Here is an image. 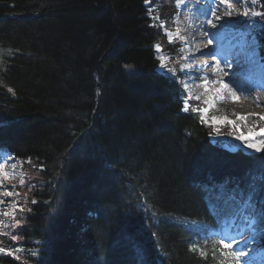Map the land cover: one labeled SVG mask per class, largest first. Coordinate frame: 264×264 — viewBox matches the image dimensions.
I'll return each mask as SVG.
<instances>
[{
    "label": "trees",
    "instance_id": "trees-1",
    "mask_svg": "<svg viewBox=\"0 0 264 264\" xmlns=\"http://www.w3.org/2000/svg\"><path fill=\"white\" fill-rule=\"evenodd\" d=\"M155 1L173 15L172 0ZM146 3L0 0V153L26 175L0 231V248L24 252L0 264H213L190 251L219 253L197 178L242 189L264 175V155L212 145L194 109L181 114V85L154 71L152 43L166 37ZM254 36L264 55V30ZM246 193L218 195L213 217L235 214ZM254 202L264 209V190ZM256 236L264 246L258 222Z\"/></svg>",
    "mask_w": 264,
    "mask_h": 264
},
{
    "label": "bare ground",
    "instance_id": "bare-ground-1",
    "mask_svg": "<svg viewBox=\"0 0 264 264\" xmlns=\"http://www.w3.org/2000/svg\"><path fill=\"white\" fill-rule=\"evenodd\" d=\"M199 1L200 0H187L185 2L180 3V6L182 7V9L195 10L196 14H190L187 12V14L179 18V21H178L177 20V14L179 12L178 0H172V5L175 6V11L173 10L174 8L170 10V12L173 14L171 16L170 15L164 16L163 14H161L160 16V14L156 11L157 10L156 6H154V3H156V1L147 0V3L145 4V6L148 9V19L152 21L153 25H159L163 29L164 35L166 37V41H165L166 46L159 41L155 43L151 42L153 45L154 56L157 59V63L153 66L155 67L154 71H156L160 75H165V76L170 77L173 81H176L181 85V90L183 91L182 100H181L182 102L181 103V106H182L181 114L188 113V111L191 108L202 109L205 107V104L199 100H196V101L189 100L188 101V96L184 88V76L182 75V70H181L182 64L180 63L184 56V53H182L183 47L180 41H178V39L173 38V40H171L170 42V36H169V34L174 33L176 27L178 26V29L180 30L178 36L181 37L183 43L186 46L188 45V48L190 51V54L188 55V58H187L186 65L188 66L187 72L189 73V76H191L193 83L198 86L207 87V89L209 90V93L211 94L213 100L215 101V108L212 107V109L216 110L217 115L230 118V119H236L240 117L243 113H246L245 107L247 105L249 106L248 99L246 97H243V95L247 93H252L254 88L256 90L260 88L258 86L252 87V85H250L249 83H250V78H252V76H256L257 74L264 72L263 50L260 46V43L258 42L259 50H260V53H259L260 59L263 60V62L260 63V65H259V61H260L259 58H256V63L254 65L245 63L243 58H240V63H236L233 57V53L235 52L234 45L236 44H231V45L229 44L226 47L222 46L221 47L222 49L225 47L223 51H219V50L214 51V49L217 48L219 44H221L222 42H225V39L229 40V38L224 37V36H221L220 38H218L217 34L222 29L221 25L225 26L229 22L238 20L244 16H242L243 13L241 14V12L239 14V10L237 9L235 5L234 0H228L227 2L225 1L222 2V0H220L219 2H217V5L213 4L214 5L213 7H216V9L218 8L217 6L219 5L224 6L225 10L222 9L218 13L212 6L210 7H206V5L201 6L199 4ZM228 4L233 5L232 9L228 8ZM241 4H243V2ZM262 4L263 3L260 2V0H256L255 11L263 13L262 10L264 8L262 7ZM150 9H152L151 12H150ZM213 9L215 10V15L212 14ZM229 11L231 12V15L226 14V12H229ZM197 14L199 15V17H202V18L204 17V19L199 18L200 20H196V17L198 16ZM262 16L263 15L256 17V21H258L256 28H261L262 30H264V27H262V25H264V19L262 18ZM216 17H220L221 19L217 20ZM209 20L212 21L211 24L208 23ZM218 21L221 22L220 26L217 25ZM213 24H215L216 27H213L212 26ZM208 41H211V43H209ZM157 44L160 45L161 52L163 54L164 53L167 54V56L169 57L170 62H171L170 63L171 70H173L176 75H173V72L171 71L169 73H162L159 71L160 61L157 56V53L159 52L156 51V47H155ZM175 46L177 47V52H174V50L176 51V49L174 48ZM172 53L174 54L172 55ZM210 53H215L216 55H211ZM226 56L229 59L230 67L225 68L224 59ZM175 58H177L179 62H176ZM217 61L220 62V67L224 68V71L227 73L226 76L218 77L214 74L215 65ZM208 65H211V67H208ZM235 66H238L239 69L233 70ZM135 69H136L135 67L134 68L124 67L120 63V70L124 72L127 76L134 77ZM137 72H140L143 74V71L141 69L136 70V73ZM205 77H207V80H205ZM215 80H223L225 83H228L229 81H234V83H229V87H231L234 92L238 91V93H236L237 99L235 101L227 100L226 97L225 98L223 97L225 96L224 94H227V93H222V94L217 95L216 89L219 87V85L212 83V81H215ZM185 102H188V111H184ZM197 103H199V106ZM195 113L198 114L199 120L201 121L200 112L195 111ZM202 123L205 124V122H202ZM261 124H263L262 121H261ZM205 125L208 126L207 124ZM208 127H210L212 131L214 132L211 126H208ZM261 140H264V137H261L260 141ZM211 144L215 146L219 145L218 143L214 144L212 142ZM226 149L232 151L231 147H226ZM242 152L248 156L264 155V150H262L261 152L257 154H249V153H245L244 151ZM231 153L235 154L237 152H231ZM6 154L8 155L9 152H2L0 154V157ZM6 170L3 169V171H6ZM248 174H249V171H247L244 176H248ZM2 178L3 176L0 175V181ZM243 181L244 180H240L239 183H243ZM261 182L264 184V181H261ZM220 184L222 186L227 185V187L229 189L231 188L237 195L239 193L247 192V187L240 189V188L235 187L233 184H231V187H229L230 183H229V180L226 178L220 180ZM216 188H217L216 186H213V187L206 186L205 181H203L202 178L200 177L197 178L196 184L193 187V190L197 197L200 198L201 196L203 197L205 196L204 202L206 203V206L211 207L213 204V210L211 213L209 212V216L212 219L209 224V227L214 228V229H211L210 233L207 235V238L211 240H216V239L219 240L221 237L227 238L230 236L237 235L239 231H247L248 225L245 223L244 217L241 216L242 205L238 207V211L235 214H232V213L230 215H227V213L223 214L222 221H218L219 220L218 218L215 219L213 217L212 214H216V212L218 211L220 207L219 205L221 204V202L216 201V197L218 196L217 193L212 192V190ZM224 193L225 192L220 194V197L222 198V200L224 199V195H225ZM246 195L247 193L245 194V198H246ZM212 197H214L215 200L211 202ZM242 203L243 202H241V204ZM262 209H263L262 205L260 203H256V210L259 212ZM224 220H227V221H224ZM257 222L260 224V221H257ZM256 226H257V223H256ZM258 236H262V235L259 234ZM236 243H239V241H237ZM235 246L236 245L234 244V247ZM206 250H207V258H209L210 262L212 261L213 264H219L220 257L218 255L213 257V251L212 250L210 251V247H208ZM246 250L248 252V256L245 257V259H248L250 264H264V246L261 244V241H259V238L257 236H256L255 242H250V245L248 249ZM161 262H163V260L160 259L159 264H163Z\"/></svg>",
    "mask_w": 264,
    "mask_h": 264
},
{
    "label": "rangeland",
    "instance_id": "rangeland-1",
    "mask_svg": "<svg viewBox=\"0 0 264 264\" xmlns=\"http://www.w3.org/2000/svg\"><path fill=\"white\" fill-rule=\"evenodd\" d=\"M187 0H178V8H179V12L177 14V20L179 21V18H181L182 16H184L185 14L190 13V14H196L195 10H189V9H182V7L180 6V3L185 2ZM220 0H200L199 4L201 6L206 5V7H210V6H214L213 4L217 5V2H219ZM225 2H227L228 0H223ZM243 2V4H239L236 5L237 9L239 10V14L241 12V14L243 13V11L245 10V5L246 4H251L252 0H241ZM255 4H256V0H255ZM218 8L216 9V7H213L216 12L218 13L220 10L224 9V6H217ZM152 9H150L151 12ZM248 12H249V16L248 17H241L238 20H234L232 22H229L227 25L224 26V28L222 27V29L220 30V32L217 34L218 38H220L221 36L227 37L229 38V40L225 39V42H222L221 44H219V46L217 48L214 49L215 50H219V51H223L225 49V47L227 45H231V44H237L241 34L244 31L243 28V21L249 19V17H251V13L252 11H255V7L254 8H247ZM151 14V13H150ZM209 14V13H207ZM198 15V14H197ZM202 17H199V15L196 17V20H200ZM204 19V17L202 18ZM252 20H256V17H251ZM221 22H217V25L220 26ZM258 24V23H257ZM257 24L255 25V28L257 27ZM179 32L180 30L178 29V26L176 27L175 31L173 34H169L170 39L173 40L174 39H178V41H180V43L182 44L183 47V52L184 56L181 60V70H182V75L184 76V88L186 90L187 96H188V101H196L199 100L202 103L205 104L204 108H208L209 111L207 112V116H206V122L205 124H207L208 126H211L214 130V132L211 134V136H209V142L211 143H218L219 145H221V147L223 149H225L228 152H239V151H244L245 153H249V154H257L259 152H255L253 149H249L245 146L244 142L241 140H237L236 137L243 134H247L248 131L250 129H256L259 130L260 128H264V120H258L259 117L264 116V72L257 74L256 76H252V78H250V85H252V87H260L258 90H256L255 88L253 89L252 93H247L245 95H243V97H246L248 99L249 102V106L247 105L245 107V112L243 113L241 116H245L248 117V119L246 121H240L238 118L236 119H230L227 118V120H231V121H235L236 122V126L233 127L232 125L229 124H225V123H213V118H216L217 120L223 121L224 118L226 117H222L220 115L216 114V110L212 109L215 108V101L213 100L211 94L209 93V90L206 91V87L205 86H198L195 85L192 81L191 76H189L188 71V66L186 65L187 63V58L188 55L190 54L188 45L186 46L181 37H179ZM254 35V34H253ZM223 37V38H224ZM257 40V39H256ZM222 46H225L223 49L221 48ZM257 56L256 58L260 59V50H259V45H258V41H257ZM174 52H177L174 50ZM174 53H172L173 55ZM171 55V56H172ZM158 59L160 61V72L162 73H169L170 71H168L169 69H171V65H170V59L167 56V54H163L161 51L159 53H157ZM161 57L163 59H161ZM214 59V58H213ZM176 62H179V60H177V58H175ZM263 60L260 59L259 61V65L260 63H262ZM161 65H163V68L161 67ZM239 69L238 66H235L233 70H237ZM232 70V71H233ZM180 74V73H179ZM176 75V74H175ZM236 93H238V91H235ZM225 96H223L224 98L226 97L227 100L229 101H234L232 100L233 98L229 95V94H224ZM239 97V95H238ZM242 98V97H240ZM245 98V99H246ZM237 99V98H236ZM235 99V100H236ZM211 100L212 103L211 105H209L207 103V101ZM188 104V102H187ZM202 108V109H204ZM201 115V112H200ZM261 121L263 122V124H261ZM261 139V137H256L257 142H259ZM226 147H231L232 151L227 150ZM261 152V151H260ZM0 163H4L5 164V170L6 172H9L11 174L14 175V178H8L5 179L4 177L1 179L0 181V201H2V203H0V210L2 205H4V207L6 206L5 210L8 211L9 214L14 215L15 210L18 208V205L16 203L15 197L17 196V190L16 187L20 186L21 183L20 181L23 180L24 184L22 186L25 185L26 183V178H25V172L23 167L21 166L20 163H18L17 160H15L14 158H12L9 155H2L0 157ZM12 163L16 164V168L13 169L11 167ZM6 191H12L13 195L8 196V200H7V196L4 195V193ZM6 203L8 205H6ZM1 220H0V226H1ZM1 228V227H0Z\"/></svg>",
    "mask_w": 264,
    "mask_h": 264
},
{
    "label": "snow or ice",
    "instance_id": "snow-or-ice-1",
    "mask_svg": "<svg viewBox=\"0 0 264 264\" xmlns=\"http://www.w3.org/2000/svg\"><path fill=\"white\" fill-rule=\"evenodd\" d=\"M214 2V0H213ZM223 2V0H222ZM234 3L236 4H240L241 0H234ZM233 5L232 4H228V8L232 9ZM255 7V0H252L251 4H246L245 5V10L243 12V15L245 17L249 16V12L247 10V8H254ZM212 14L215 15V10H212ZM227 15H231V12H226ZM262 13L258 12V11H252L251 13V17H259L261 16ZM251 17H249V19L244 20L243 21V28L244 31L241 34L238 42L236 45H234L235 47V52L233 53V57L236 63H240V58H243L245 63H248L250 65H254L256 63V56H257V40L256 37L253 35L254 31H255V25L258 23V21L256 20H252ZM217 20L221 19L220 17H216ZM209 24L212 23L211 20L208 21ZM228 23V22H226ZM213 27H216L215 24L212 25ZM224 25H221V27H223ZM262 27H264V25H262ZM171 42V39H170ZM209 43H211V41H208ZM156 51L160 52L161 48L160 45H156ZM211 55H216L215 53H210ZM203 55V54H202ZM161 59H163L161 57ZM161 67L163 68V65H161ZM208 67H211V65H208ZM224 67H230L229 64V59L226 56L224 59ZM168 71L173 72V75H175L174 71L169 69ZM214 74L218 77L220 76H226L227 73L224 71V68L220 67V62L217 61L216 65H215V70H214ZM205 80H207V77H205ZM213 84H218L219 87L216 89V94H222V93H227L229 94L233 100L235 101L236 97V92L233 91V89L231 87H229V83H234V81H229L228 83H225L223 80H215L212 81ZM206 91H208L207 87L205 89ZM9 92L12 91L11 88L8 89ZM250 94V93H249ZM207 103L209 105H211L212 101L209 100L207 101ZM184 111H188V104L187 102H185V106H184ZM194 111H198L201 112V122H206V116H207V112L209 111L208 108H204V109H194ZM238 119L240 121H246L248 119V117L245 116H240L238 117ZM260 120H264V116L259 117ZM213 123H225V124H229L232 125L233 127L236 126V122L235 121H231V120H227V118H224L223 121L217 120L216 118H213ZM256 137H264V128H260L259 130L256 129H250L248 131V133L245 134H241L239 136L236 137L237 140H241L244 142L245 146L249 149H253L255 152H260L262 150H264V140H261L259 142H257ZM9 156L11 155L10 153L8 154ZM262 162H264V157H260L259 158ZM262 166H264V164H262ZM11 167L13 169L16 168V164L12 163ZM5 168V164L4 163H0V175H2L5 179L8 178H14V175L3 171V169ZM259 179L261 181H264V175H261L259 177L256 176H252L250 178V182L247 185V195L245 200L242 203V211H241V216L244 217V221L245 223L248 225V230L247 231H239L237 233V235L234 236H230V237H221L218 241H217V245L219 248V253L218 256L219 258V264H250L248 259H245V257L248 256V252L246 249H248L250 242H255L256 240V223H257V217H259V221L261 223V227L262 229H264V209L260 210L259 212L256 210L255 207V202H254V197L255 194L258 190H264V185H261V187L258 189L257 184H256V180ZM21 185L24 184V181L21 180L20 181ZM215 191H217V195H220L221 193L227 191L228 192V200H235V196L232 195V189H229L227 187V185H224L223 187L219 188V189H214ZM5 196H11L13 195L12 191H6L4 193ZM228 200L225 201V203L228 202ZM33 203H35L36 201L33 200ZM0 203H2V201H0ZM21 211H23V209H21ZM29 211H31L29 209ZM5 215H8V213H5ZM16 237L14 236L13 239H15ZM229 241V242H226ZM237 241H239V243H236ZM234 244L236 245L234 247ZM17 251H19V248L16 249ZM190 251L196 253L199 252V255L202 258L207 259V253L203 250L198 248L197 246H192L190 248ZM5 252V249L0 248V253ZM9 255H12L13 253L11 251H8ZM217 255L215 249L213 250V257H215Z\"/></svg>",
    "mask_w": 264,
    "mask_h": 264
}]
</instances>
